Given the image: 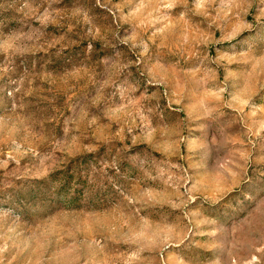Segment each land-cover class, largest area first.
<instances>
[{"label":"rangeland","instance_id":"rangeland-1","mask_svg":"<svg viewBox=\"0 0 264 264\" xmlns=\"http://www.w3.org/2000/svg\"><path fill=\"white\" fill-rule=\"evenodd\" d=\"M0 264H264V0H0Z\"/></svg>","mask_w":264,"mask_h":264},{"label":"trees","instance_id":"trees-1","mask_svg":"<svg viewBox=\"0 0 264 264\" xmlns=\"http://www.w3.org/2000/svg\"><path fill=\"white\" fill-rule=\"evenodd\" d=\"M64 180H65V183H69V181H70V174L67 173V175L65 176V179ZM71 200H73L72 197L69 198V201H71Z\"/></svg>","mask_w":264,"mask_h":264}]
</instances>
